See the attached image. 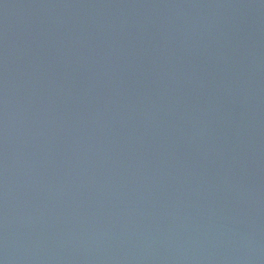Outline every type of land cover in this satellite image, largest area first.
<instances>
[{
  "label": "water",
  "instance_id": "water-1",
  "mask_svg": "<svg viewBox=\"0 0 264 264\" xmlns=\"http://www.w3.org/2000/svg\"><path fill=\"white\" fill-rule=\"evenodd\" d=\"M0 264H264V0H0Z\"/></svg>",
  "mask_w": 264,
  "mask_h": 264
}]
</instances>
